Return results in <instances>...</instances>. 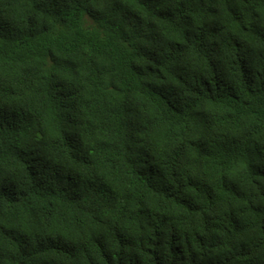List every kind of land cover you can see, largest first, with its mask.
<instances>
[{"label":"trees","instance_id":"obj_1","mask_svg":"<svg viewBox=\"0 0 264 264\" xmlns=\"http://www.w3.org/2000/svg\"><path fill=\"white\" fill-rule=\"evenodd\" d=\"M0 264H264V0H0Z\"/></svg>","mask_w":264,"mask_h":264}]
</instances>
